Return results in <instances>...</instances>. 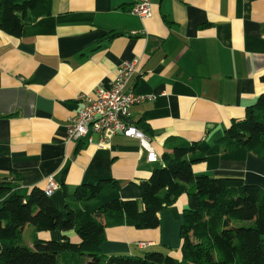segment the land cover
<instances>
[{
  "label": "crops",
  "instance_id": "obj_1",
  "mask_svg": "<svg viewBox=\"0 0 264 264\" xmlns=\"http://www.w3.org/2000/svg\"><path fill=\"white\" fill-rule=\"evenodd\" d=\"M131 6L132 0H52L51 14L25 26L20 37L0 31V182L17 177L22 189L44 190L52 178L59 189L50 199L59 210L65 190L102 180L118 188L106 185L86 203L90 212L114 199L140 202L134 184L147 180L155 164L139 139L116 135L108 148L97 146L95 134L91 143L66 142L68 123L84 105L78 96L94 97L120 64L137 59L127 89L154 99L133 106L128 122L149 130L143 134L158 163L174 140H205L211 148L193 166L195 174L264 189V160L224 152L216 143L264 94V0H153L145 20ZM193 208L181 195L158 213L155 229L106 228L102 252H161L180 262L181 214ZM37 237L59 240L61 234ZM137 242L151 245L141 250Z\"/></svg>",
  "mask_w": 264,
  "mask_h": 264
},
{
  "label": "trees",
  "instance_id": "obj_2",
  "mask_svg": "<svg viewBox=\"0 0 264 264\" xmlns=\"http://www.w3.org/2000/svg\"><path fill=\"white\" fill-rule=\"evenodd\" d=\"M52 0H0V31L18 38L23 28L51 14ZM260 80L264 83V75ZM141 130V129H140ZM142 133L149 132L142 128ZM224 152L242 150L264 160V94L246 107L216 141ZM211 148L205 140H174L155 163L147 180L135 187L136 200L114 199L90 212L86 203L112 180L64 191L55 207L44 190L19 187L17 177L0 182V264H264V189L235 177L195 174ZM186 195L193 209L181 214V261L161 252L137 256L102 252L105 229L126 226L151 230L158 213ZM31 247L22 243L25 229ZM41 232H59V240H42ZM72 236L74 237L72 239Z\"/></svg>",
  "mask_w": 264,
  "mask_h": 264
},
{
  "label": "built area",
  "instance_id": "obj_3",
  "mask_svg": "<svg viewBox=\"0 0 264 264\" xmlns=\"http://www.w3.org/2000/svg\"><path fill=\"white\" fill-rule=\"evenodd\" d=\"M153 0H132L130 12L145 20L152 15ZM138 60L126 61L117 67L116 74L107 88L98 86L94 97L80 94L78 100L83 102L82 109L70 119L66 128V142H79L85 139L91 143V135L98 136L97 146L108 148L110 140L116 135L137 138L146 151L148 163H158L159 159L154 152L148 138L127 121L133 106L153 100V96L135 94L127 89L130 77L137 71ZM59 186L52 178H48L44 193L51 196ZM136 247L143 250L151 243L137 242Z\"/></svg>",
  "mask_w": 264,
  "mask_h": 264
},
{
  "label": "rangeland",
  "instance_id": "obj_4",
  "mask_svg": "<svg viewBox=\"0 0 264 264\" xmlns=\"http://www.w3.org/2000/svg\"><path fill=\"white\" fill-rule=\"evenodd\" d=\"M206 175H207V174H206ZM22 243H23L24 245H27V244H30V243H31V242H30V236H29V233H28V232L24 233V237H23ZM151 252H152V251H151Z\"/></svg>",
  "mask_w": 264,
  "mask_h": 264
},
{
  "label": "water",
  "instance_id": "obj_5",
  "mask_svg": "<svg viewBox=\"0 0 264 264\" xmlns=\"http://www.w3.org/2000/svg\"><path fill=\"white\" fill-rule=\"evenodd\" d=\"M128 122V121H127ZM128 123H130V122H128Z\"/></svg>",
  "mask_w": 264,
  "mask_h": 264
}]
</instances>
